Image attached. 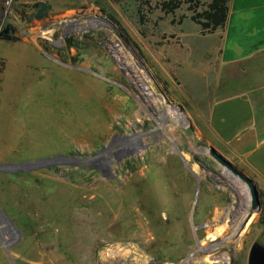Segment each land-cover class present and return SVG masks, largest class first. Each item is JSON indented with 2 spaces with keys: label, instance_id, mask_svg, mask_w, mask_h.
Segmentation results:
<instances>
[{
  "label": "rangeland",
  "instance_id": "1",
  "mask_svg": "<svg viewBox=\"0 0 264 264\" xmlns=\"http://www.w3.org/2000/svg\"><path fill=\"white\" fill-rule=\"evenodd\" d=\"M37 1L0 0V264H248L264 197L249 221L209 145L255 176L208 109L250 86L264 103V61L220 63L211 0H42L44 20Z\"/></svg>",
  "mask_w": 264,
  "mask_h": 264
},
{
  "label": "crops",
  "instance_id": "2",
  "mask_svg": "<svg viewBox=\"0 0 264 264\" xmlns=\"http://www.w3.org/2000/svg\"><path fill=\"white\" fill-rule=\"evenodd\" d=\"M219 32L223 66L246 72L257 66L264 61V0H230L227 22ZM258 90L250 86L215 98L208 109V125L216 146L240 156L264 192V103Z\"/></svg>",
  "mask_w": 264,
  "mask_h": 264
},
{
  "label": "water",
  "instance_id": "3",
  "mask_svg": "<svg viewBox=\"0 0 264 264\" xmlns=\"http://www.w3.org/2000/svg\"><path fill=\"white\" fill-rule=\"evenodd\" d=\"M115 25H118L116 21L112 20ZM57 26L62 25L61 22L56 23ZM11 29V25L7 24L4 31L9 32ZM121 34L125 37V40L130 44V40L127 38V35L121 31ZM138 57L142 59L140 53H138ZM145 64V63H144ZM146 66V64H145ZM149 76L152 79L153 85L156 91L160 94V96L166 100L167 104H171L172 101L169 98V94L167 93L165 87L162 85L160 80L156 75H154L149 68L146 66ZM181 109H183L182 105H179ZM208 152L210 155L219 162L222 166H224L229 172L234 174L236 177L240 178L242 181L246 183L248 186V190L250 193L251 199V210L253 212H258L262 209L263 199L262 194L258 185V182L255 177L247 173L245 170L240 168L234 162H232L226 155H224L218 148L213 145H209ZM248 264H264V243L256 240L252 244L249 255H248Z\"/></svg>",
  "mask_w": 264,
  "mask_h": 264
},
{
  "label": "trees",
  "instance_id": "4",
  "mask_svg": "<svg viewBox=\"0 0 264 264\" xmlns=\"http://www.w3.org/2000/svg\"><path fill=\"white\" fill-rule=\"evenodd\" d=\"M229 2L230 0H211L208 10L204 13L206 21L203 22L202 25L206 28H211L212 30L223 28L228 19ZM33 8V18L44 20L49 16L52 10V5L48 1L40 0L35 2ZM110 16L114 18L112 15ZM66 43L70 48L75 46L72 37L66 38ZM74 60L76 61V57H74ZM1 70L2 69L0 68V71ZM261 194L264 197L263 191H261ZM262 222L264 224V216Z\"/></svg>",
  "mask_w": 264,
  "mask_h": 264
},
{
  "label": "bare ground",
  "instance_id": "5",
  "mask_svg": "<svg viewBox=\"0 0 264 264\" xmlns=\"http://www.w3.org/2000/svg\"><path fill=\"white\" fill-rule=\"evenodd\" d=\"M120 48H118V52L117 53H120ZM116 54V53H115ZM124 58H126L125 56H123L121 53L120 54H118V61L119 60H121V61H124ZM126 61V60H125ZM132 72V71H131ZM139 81H140V84H139V86H140V89L142 90V92L144 93V95L146 96V98H150L151 97V95H152V92H150L149 91V89H148V87H147V85L144 83V81L143 80H140L139 79ZM66 84V83H65ZM69 84V83H68ZM38 88V87H37ZM30 89V88H29ZM36 89V88H35ZM64 89V88H63ZM37 90V89H36ZM62 90V89H61ZM66 90V89H65ZM60 92V91H59ZM58 92V93H59ZM63 92V91H62ZM66 92V91H65ZM59 97V96H58ZM71 101V100H70ZM152 102V101H151ZM70 104H72V103H70ZM153 104V103H152ZM39 105V104H38ZM154 105V104H153ZM62 108V107H61ZM39 110H40V108H39ZM42 110V109H41ZM36 112V111H35ZM39 112V111H38ZM53 112V111H52ZM40 113V112H39ZM47 116H49V115H47ZM66 116H68V115H66ZM70 117V116H69ZM232 176V175H231ZM233 177V176H232ZM234 180V179H233ZM233 186V185H232ZM240 187H241V185H240ZM244 191L246 192V196L248 197V198H250V196H249V191H248V189H247V187H245L244 188ZM246 203V208L244 209L245 210V213H247L249 210H248V207H249V205H250V200L248 199V201H246L245 202ZM252 214L253 213H251L250 214V216H249V221L252 219V218H250L251 216H252ZM98 234V233H97ZM215 249V248H214ZM218 255V254H217ZM216 256V255H215ZM227 256V255H226ZM226 256H221V259H220V261L221 262H225L226 260H227V257ZM182 264H188V260H186L185 262H183Z\"/></svg>",
  "mask_w": 264,
  "mask_h": 264
},
{
  "label": "flooded vegetation",
  "instance_id": "6",
  "mask_svg": "<svg viewBox=\"0 0 264 264\" xmlns=\"http://www.w3.org/2000/svg\"><path fill=\"white\" fill-rule=\"evenodd\" d=\"M3 33L8 34V32H5L4 30H3Z\"/></svg>",
  "mask_w": 264,
  "mask_h": 264
}]
</instances>
